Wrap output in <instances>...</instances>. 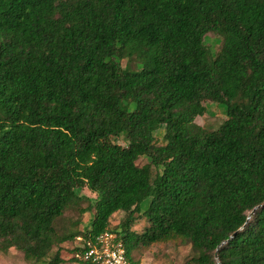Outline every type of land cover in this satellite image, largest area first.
Returning a JSON list of instances; mask_svg holds the SVG:
<instances>
[{
	"label": "trees",
	"instance_id": "1",
	"mask_svg": "<svg viewBox=\"0 0 264 264\" xmlns=\"http://www.w3.org/2000/svg\"><path fill=\"white\" fill-rule=\"evenodd\" d=\"M206 102L227 108L213 130ZM104 232L134 264L169 243L264 264V0H0V251L64 264L81 236L93 264L76 254Z\"/></svg>",
	"mask_w": 264,
	"mask_h": 264
},
{
	"label": "rangeland",
	"instance_id": "2",
	"mask_svg": "<svg viewBox=\"0 0 264 264\" xmlns=\"http://www.w3.org/2000/svg\"><path fill=\"white\" fill-rule=\"evenodd\" d=\"M205 43L210 48V50L215 53L221 46L222 37L214 32H210L205 36ZM123 65H126L127 61H122ZM207 110L203 116H199L196 118V123L205 127L208 130L216 129L220 126L226 118L227 108L224 104L214 103V102H206ZM164 133L165 126L161 125V127L155 132L157 139L159 140V144H164ZM114 140L119 144L125 145L127 144V126L125 123H121L114 129ZM151 159L149 157H141L137 164L143 165L145 163L150 162ZM82 194H85L89 197H95L89 189L85 188L82 191ZM148 206V200L146 203L142 205V209L144 210ZM123 212L115 213L111 218V225L115 226L118 224L120 219L123 217ZM138 219L133 227L134 231L141 232L143 226L146 223L145 217L140 213L136 214ZM67 216L70 218H76L77 214L75 212H68ZM89 218V214L86 213L82 216L83 222H87ZM83 244L82 241H69L65 242L62 246L64 248L63 254L66 257L67 261L64 264H78L75 260L72 259V249L77 246ZM192 254L191 245H175L173 243L155 245L149 248H142L141 250L134 251L133 257L140 264H184L188 257ZM0 264H37L32 261H27L24 257V254L15 249H9L7 251H0Z\"/></svg>",
	"mask_w": 264,
	"mask_h": 264
},
{
	"label": "built area",
	"instance_id": "3",
	"mask_svg": "<svg viewBox=\"0 0 264 264\" xmlns=\"http://www.w3.org/2000/svg\"><path fill=\"white\" fill-rule=\"evenodd\" d=\"M77 240L83 242L84 238L79 236ZM87 245L88 248L76 254L77 258L93 264H134L126 255L124 243L112 232H104Z\"/></svg>",
	"mask_w": 264,
	"mask_h": 264
}]
</instances>
